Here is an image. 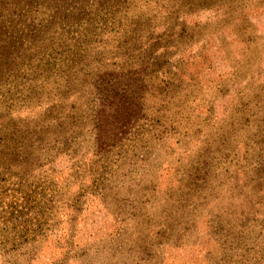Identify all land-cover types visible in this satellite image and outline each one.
Masks as SVG:
<instances>
[{"label": "rangeland", "instance_id": "374dc122", "mask_svg": "<svg viewBox=\"0 0 264 264\" xmlns=\"http://www.w3.org/2000/svg\"><path fill=\"white\" fill-rule=\"evenodd\" d=\"M0 264H264V0H0Z\"/></svg>", "mask_w": 264, "mask_h": 264}]
</instances>
